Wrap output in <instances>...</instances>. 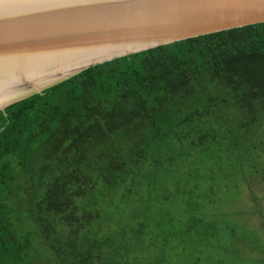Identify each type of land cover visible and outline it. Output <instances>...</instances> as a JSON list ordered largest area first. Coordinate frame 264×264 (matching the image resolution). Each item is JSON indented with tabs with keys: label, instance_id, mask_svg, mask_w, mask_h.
I'll return each mask as SVG.
<instances>
[{
	"label": "trees",
	"instance_id": "trees-1",
	"mask_svg": "<svg viewBox=\"0 0 264 264\" xmlns=\"http://www.w3.org/2000/svg\"><path fill=\"white\" fill-rule=\"evenodd\" d=\"M255 174L264 22L90 67L0 111V264H264Z\"/></svg>",
	"mask_w": 264,
	"mask_h": 264
},
{
	"label": "water",
	"instance_id": "water-1",
	"mask_svg": "<svg viewBox=\"0 0 264 264\" xmlns=\"http://www.w3.org/2000/svg\"><path fill=\"white\" fill-rule=\"evenodd\" d=\"M264 22V0H0V111L84 70Z\"/></svg>",
	"mask_w": 264,
	"mask_h": 264
},
{
	"label": "rangeland",
	"instance_id": "rangeland-1",
	"mask_svg": "<svg viewBox=\"0 0 264 264\" xmlns=\"http://www.w3.org/2000/svg\"><path fill=\"white\" fill-rule=\"evenodd\" d=\"M250 182L251 183L245 182L240 189L239 196L242 201L240 200L239 204L242 203L241 206H235L231 208V211L242 210L243 213H245L244 215H240L243 218L242 222L245 221L244 219L246 218H248V220L250 219L249 227L259 228L260 231L259 230L258 231L264 237V177L262 178L260 174H255L254 176L251 177ZM237 190L235 189L233 191L237 192ZM256 198L259 199V202L257 203L255 202ZM230 202L233 203L235 201L230 200L227 202V204L229 205ZM174 208L176 209L173 210V213L175 214L180 209L178 213L181 214V217L183 216L185 218L192 214L191 207L187 204L186 206H181V208L180 207H174ZM182 212L186 213V215L185 216L182 215ZM230 250L231 251L238 250V252L233 254L229 253L228 264H235V262L239 261L240 257H242V253L246 251V249L244 251V249L241 248L240 249L231 248ZM181 257L186 258V256L183 255H181ZM243 261L244 260H241L240 262Z\"/></svg>",
	"mask_w": 264,
	"mask_h": 264
}]
</instances>
